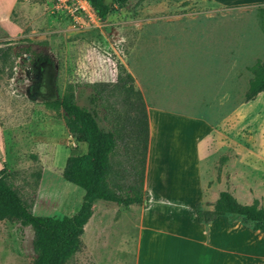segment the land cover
<instances>
[{
	"label": "rangeland",
	"instance_id": "rangeland-1",
	"mask_svg": "<svg viewBox=\"0 0 264 264\" xmlns=\"http://www.w3.org/2000/svg\"><path fill=\"white\" fill-rule=\"evenodd\" d=\"M20 3L0 24V170L34 215L61 219L82 201L83 190L62 178L67 158L86 152L65 126L61 101L69 87L79 106L92 107L93 84L108 85L95 107L98 122L123 129L113 169L124 185L138 184L133 173L144 167L132 151L123 94L113 87L119 66L145 104L196 122L187 129V169L195 183L200 163L201 211H212L221 191L264 210V93L244 99L248 67L264 65V0H128L124 7L109 3L104 19L79 23L56 10L55 0ZM167 128L163 138L172 137ZM163 148L164 155L178 154L175 145ZM176 162L165 172L184 167L181 157ZM148 195L143 230L140 209L96 202L109 207L102 209L109 214L103 230L92 235L90 223L82 251L68 264H264V233L228 217L216 220L225 253L214 259L218 252L204 248L201 227L184 221L195 207L175 199L185 208H160V196ZM164 212L180 222L170 223ZM34 236L29 226L0 221V264H31Z\"/></svg>",
	"mask_w": 264,
	"mask_h": 264
},
{
	"label": "trees",
	"instance_id": "trees-1",
	"mask_svg": "<svg viewBox=\"0 0 264 264\" xmlns=\"http://www.w3.org/2000/svg\"><path fill=\"white\" fill-rule=\"evenodd\" d=\"M128 0H113L118 7H124ZM96 16L104 19L109 6L104 0H90ZM29 53V49H24ZM26 59L22 58V63ZM42 63L43 60L40 59ZM252 77L245 92V101L254 100L264 93V65L257 61L248 67ZM107 84H93L88 96L92 107L79 106L72 87L67 89L61 101L66 114L65 126L70 136L79 144L86 146L82 155L70 156L62 170V178L83 190L79 209L71 216L61 219L36 216L31 206L25 203L18 191L9 182V174L5 168L0 170V221H17L24 227L35 231L32 249L35 258L31 264H68L83 249L82 236L86 224L92 215L93 205L97 201L116 203L120 206L142 205L145 201L143 190L145 161L148 149V115L142 95L134 87L133 76L124 66L118 67L115 91L123 94L126 104L125 124L132 137V151L140 156L139 182L126 184L120 182V173L113 169V157L116 155L118 141L124 136L123 129L102 127L98 122L96 111L98 102L105 100L104 87ZM134 169V167H133ZM200 223L207 224L218 217H228L229 222L239 221L249 225L253 231L264 233V210L255 203L242 205L228 191H221L213 205L212 211H201L200 205L195 206Z\"/></svg>",
	"mask_w": 264,
	"mask_h": 264
},
{
	"label": "crops",
	"instance_id": "crops-1",
	"mask_svg": "<svg viewBox=\"0 0 264 264\" xmlns=\"http://www.w3.org/2000/svg\"><path fill=\"white\" fill-rule=\"evenodd\" d=\"M21 0H0V24L9 23L10 18L17 10ZM147 115H148V128H149V138H148V149L146 154L145 161V171H144V184L143 190L145 197L147 195V203H143L142 205H130L126 208H137L140 209V226L141 230H143L145 222H146V212L150 211V196L148 193L152 195H158L161 198L162 203L159 205L160 208L168 209L170 207H183L185 208V204H179V202L173 203L175 199H181L185 202L190 208L189 210H193L196 204L199 203L200 200V191L202 186V173L200 169V163L198 165V172H196L195 183L193 181L194 174L192 169L188 168L189 156H188V144H187V129H194L195 123L194 119H189L188 117L178 115L176 113H170V111L159 109L156 107H151L146 103ZM154 108V109H153ZM169 126L172 132V137L169 135L163 138L165 135V131ZM173 126V127H171ZM167 139V140H166ZM200 142V139L197 141ZM175 145L177 148L178 154H163V146L166 144ZM181 151V153H179ZM175 153V152H174ZM196 155V154H195ZM197 156V155H196ZM181 157L184 167L180 169L179 167L171 168L169 171L164 170V167H167L170 162L177 159V162ZM193 160L192 156L190 157V163ZM176 162V165H177ZM200 162V160H199ZM167 165V166H166ZM167 169V168H166ZM194 183V185H193ZM196 184V185H195ZM195 186V187H194ZM197 192V196L194 195L195 191ZM193 194V195H192ZM98 202V201H97ZM109 203V202H108ZM116 204V203H113ZM120 206V205H119ZM124 207V206H122ZM109 208L108 206H103L101 204H94L92 208V215L89 219L86 227L93 223V234L92 235H100L101 230H103V224L105 222L106 217L108 216V212H103L102 209ZM98 209H101L98 211ZM165 218L170 223H179L178 215H172V213H165ZM161 216V215H160ZM153 216L149 215L147 222L152 219ZM162 217V216H161ZM184 217L185 222L197 223L198 226L201 227L202 235L204 237V248H211L212 251H217L218 254H214V259L219 258L221 253H225V248L223 249L220 245L223 242V239L220 236L216 223L218 220H222L223 217H218L214 221L210 222L209 225H205L200 223L197 217V214L191 211V216L189 218ZM217 220V221H216ZM192 221V222H191ZM208 224V223H207ZM217 228V233L216 232ZM84 235V234H83ZM142 236V232H141ZM209 242L210 245L205 244L206 241ZM217 244V249L212 247L213 243ZM217 256V257H216ZM216 262V261H215ZM214 261H211L210 264H215ZM209 264V263H208ZM217 264V262H216Z\"/></svg>",
	"mask_w": 264,
	"mask_h": 264
},
{
	"label": "built area",
	"instance_id": "built-area-1",
	"mask_svg": "<svg viewBox=\"0 0 264 264\" xmlns=\"http://www.w3.org/2000/svg\"><path fill=\"white\" fill-rule=\"evenodd\" d=\"M55 9L79 23L82 18L94 22L96 13L88 0H55Z\"/></svg>",
	"mask_w": 264,
	"mask_h": 264
},
{
	"label": "water",
	"instance_id": "water-1",
	"mask_svg": "<svg viewBox=\"0 0 264 264\" xmlns=\"http://www.w3.org/2000/svg\"><path fill=\"white\" fill-rule=\"evenodd\" d=\"M113 2V0H104V5H108L109 3H112Z\"/></svg>",
	"mask_w": 264,
	"mask_h": 264
}]
</instances>
